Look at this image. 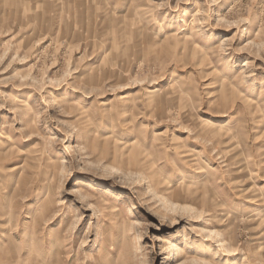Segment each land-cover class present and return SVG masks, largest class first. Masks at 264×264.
Instances as JSON below:
<instances>
[{"label": "rangeland", "instance_id": "obj_1", "mask_svg": "<svg viewBox=\"0 0 264 264\" xmlns=\"http://www.w3.org/2000/svg\"><path fill=\"white\" fill-rule=\"evenodd\" d=\"M210 242L264 264V0H0V264Z\"/></svg>", "mask_w": 264, "mask_h": 264}, {"label": "bare ground", "instance_id": "obj_2", "mask_svg": "<svg viewBox=\"0 0 264 264\" xmlns=\"http://www.w3.org/2000/svg\"><path fill=\"white\" fill-rule=\"evenodd\" d=\"M179 147V146H177ZM163 183V181L160 182V184ZM171 187V186H170ZM187 188V187H186ZM177 189L173 188L172 191L173 193L176 191ZM187 192V191H186ZM191 193V192H190ZM174 196L177 198L179 196L178 192H175L174 193ZM246 196V195H245ZM258 195H255V199H257ZM250 212L252 214V216H255L257 214H259L261 211H260V208L257 207V206H254V207H251L250 209ZM217 230V229H216ZM210 231L211 233V236L215 237L216 234H217V231ZM34 234V233H33ZM214 234V235H213ZM30 236V235H29ZM219 236V244L220 246H224V243H223V240H226L229 238V236L226 235V233H224V235L222 233H218ZM6 238V237H5ZM221 238V239H220ZM211 239H214V238H211ZM217 240V239H216ZM234 242V241H233ZM232 244V242L230 243ZM13 249V248H12ZM182 253L184 254V258H193L194 260H196L197 262H203V261H207L208 262H213V260L207 256H209L210 254H212V245H211V242L210 243H206V244H202L198 247L195 248V250L191 253L189 252H184V250L182 251ZM187 260V259H186ZM215 263V262H214Z\"/></svg>", "mask_w": 264, "mask_h": 264}]
</instances>
